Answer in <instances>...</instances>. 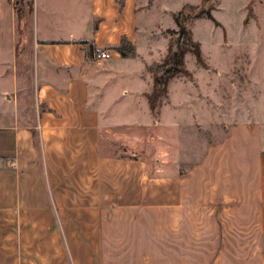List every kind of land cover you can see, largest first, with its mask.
<instances>
[{
  "label": "crops",
  "instance_id": "obj_1",
  "mask_svg": "<svg viewBox=\"0 0 264 264\" xmlns=\"http://www.w3.org/2000/svg\"><path fill=\"white\" fill-rule=\"evenodd\" d=\"M13 2L0 0V264H264L256 123L183 173L102 153L137 125L104 84L136 57L144 0H28L20 20ZM123 38L133 57L112 49Z\"/></svg>",
  "mask_w": 264,
  "mask_h": 264
},
{
  "label": "rangeland",
  "instance_id": "obj_2",
  "mask_svg": "<svg viewBox=\"0 0 264 264\" xmlns=\"http://www.w3.org/2000/svg\"><path fill=\"white\" fill-rule=\"evenodd\" d=\"M27 1L17 8L26 11ZM186 6L214 19L203 16L186 24L205 66L187 54L190 76L171 80L152 112L148 67L161 63L178 37L174 17ZM143 9L136 57L104 84L108 107L113 112L125 107L122 118L137 125L103 137L102 153L129 158L130 166L137 161L140 168L183 173L240 123L260 126L264 149V0H144Z\"/></svg>",
  "mask_w": 264,
  "mask_h": 264
},
{
  "label": "trees",
  "instance_id": "obj_3",
  "mask_svg": "<svg viewBox=\"0 0 264 264\" xmlns=\"http://www.w3.org/2000/svg\"><path fill=\"white\" fill-rule=\"evenodd\" d=\"M120 8L124 5V0H115ZM14 5V9L18 20L22 18L21 9ZM27 11L31 13V6L28 5ZM206 16L208 19L214 21L213 17L208 11L199 10L194 6L184 7L178 14L175 15L174 21L178 28V37L173 39L167 48L166 56L159 64L148 67V72L152 77L153 90L152 94L148 96V103L153 112L156 107V96L164 97L167 93V87L171 80L190 76V73L185 68V56L191 54L196 62L205 66L201 57L200 46L191 38V33L187 29L186 24L195 18ZM122 58H130L135 55V48L133 44L126 38H123L120 44L112 48Z\"/></svg>",
  "mask_w": 264,
  "mask_h": 264
},
{
  "label": "built area",
  "instance_id": "obj_4",
  "mask_svg": "<svg viewBox=\"0 0 264 264\" xmlns=\"http://www.w3.org/2000/svg\"><path fill=\"white\" fill-rule=\"evenodd\" d=\"M95 57L99 60H108L110 59V54L108 51H100L95 54Z\"/></svg>",
  "mask_w": 264,
  "mask_h": 264
}]
</instances>
